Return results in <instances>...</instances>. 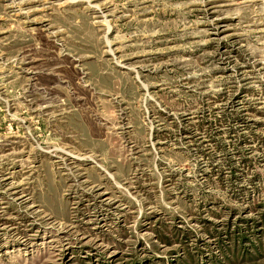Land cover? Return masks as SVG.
I'll return each mask as SVG.
<instances>
[{
    "label": "rangeland",
    "instance_id": "rangeland-1",
    "mask_svg": "<svg viewBox=\"0 0 264 264\" xmlns=\"http://www.w3.org/2000/svg\"><path fill=\"white\" fill-rule=\"evenodd\" d=\"M0 264H264V0H0Z\"/></svg>",
    "mask_w": 264,
    "mask_h": 264
}]
</instances>
